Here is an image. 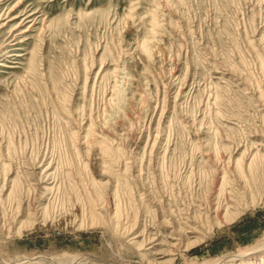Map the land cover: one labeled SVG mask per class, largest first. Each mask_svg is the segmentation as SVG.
<instances>
[{
	"label": "rangeland",
	"instance_id": "obj_1",
	"mask_svg": "<svg viewBox=\"0 0 264 264\" xmlns=\"http://www.w3.org/2000/svg\"><path fill=\"white\" fill-rule=\"evenodd\" d=\"M0 63V264H264V0H0Z\"/></svg>",
	"mask_w": 264,
	"mask_h": 264
},
{
	"label": "bare ground",
	"instance_id": "obj_2",
	"mask_svg": "<svg viewBox=\"0 0 264 264\" xmlns=\"http://www.w3.org/2000/svg\"><path fill=\"white\" fill-rule=\"evenodd\" d=\"M29 17V16H28ZM13 19H15V18H13ZM23 22H25V20L23 21ZM23 22L22 23H20L19 25L20 26H22V24H23ZM32 25V24H31ZM32 28V27H31ZM0 67H5L2 63H0ZM243 253H245V254H243V255H241L240 257H246V256H255V257H257V256H259L260 254H263L264 253V249L262 248V249H257V250H255V251H250V252H243ZM238 258V257H237ZM236 258V259H237ZM79 260V259H78ZM77 260V258H75V259H73V261H72V264H76V262L78 261ZM40 262V261H39ZM62 264V263H61Z\"/></svg>",
	"mask_w": 264,
	"mask_h": 264
}]
</instances>
